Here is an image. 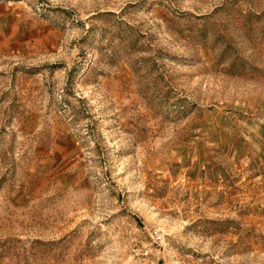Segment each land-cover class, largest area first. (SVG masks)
I'll list each match as a JSON object with an SVG mask.
<instances>
[{"label": "rangeland", "instance_id": "1", "mask_svg": "<svg viewBox=\"0 0 264 264\" xmlns=\"http://www.w3.org/2000/svg\"><path fill=\"white\" fill-rule=\"evenodd\" d=\"M0 264H264V0H0Z\"/></svg>", "mask_w": 264, "mask_h": 264}]
</instances>
